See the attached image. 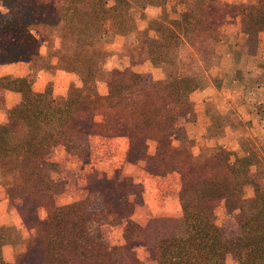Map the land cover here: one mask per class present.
Listing matches in <instances>:
<instances>
[{"label":"rangeland","instance_id":"1","mask_svg":"<svg viewBox=\"0 0 264 264\" xmlns=\"http://www.w3.org/2000/svg\"><path fill=\"white\" fill-rule=\"evenodd\" d=\"M254 1L130 0L131 26L110 15L91 44L80 31L89 0H0V147L1 123L28 106L26 91L42 94L54 115L11 132L27 143L33 127L32 142L46 149L35 159L38 184L17 155L0 151L4 259L43 264L37 245L51 212L79 202L106 264H156L161 240L187 236L185 180L222 178L224 159L213 157L221 148L264 160V30L255 34L239 11ZM187 11L185 22H170ZM253 193L247 185L245 196ZM215 215L228 236L238 232L222 200Z\"/></svg>","mask_w":264,"mask_h":264},{"label":"trees","instance_id":"2","mask_svg":"<svg viewBox=\"0 0 264 264\" xmlns=\"http://www.w3.org/2000/svg\"><path fill=\"white\" fill-rule=\"evenodd\" d=\"M129 1L113 0V4L108 5V0H89L90 9L84 12V21L80 25L81 34L86 35L85 40L91 44L92 41L99 40L101 28L110 15L117 18L115 23L118 25L128 23L131 26L133 22V17L130 15L132 3ZM146 1L150 3V0ZM188 10L192 11L189 7ZM239 11L241 21L252 25L255 34L264 30V0L241 4ZM188 16V11L183 12L180 18L170 22L179 25L182 21L188 20ZM193 18L190 17L191 22ZM115 23L113 25L118 26ZM90 27L96 34H85ZM165 28L166 31L171 30L169 26ZM71 61L74 59L71 58ZM74 69L70 68L73 71ZM113 85L115 84L112 82L111 87ZM25 93L26 96L30 95L27 96L28 106L20 108L17 115L14 113L16 109L10 108L8 113L13 116V119L11 122L1 123V159L10 157L11 154L17 155L20 163L18 169H22L23 173L24 169L32 170L31 174L34 177H30V180L35 179L38 184L41 178L35 159L41 156L46 149L32 142L33 127L32 130L25 131L29 134L27 143L15 142V137L11 135V132L14 131L15 134L17 124L21 120H28L32 125L36 124L40 117L50 121L54 115L50 111L49 104L43 102L45 98L42 94L27 91ZM110 93L106 96L107 98L112 95ZM143 94L150 93L137 94L135 97ZM135 97L131 94L128 100L137 105H144L143 100ZM73 109L74 107H70V115L74 114ZM140 109V116L143 115L142 121L150 126L153 122L151 116L146 113L143 106ZM29 114H32L33 120ZM175 117L176 115H173L171 119ZM166 120L170 121L167 118L164 122ZM165 127L167 131L170 126ZM250 154L251 152L247 151L240 156L232 150L221 148L220 152L215 153L213 157L220 156L224 159L222 168L226 173L222 178L212 175L185 180L179 191V197L180 201H185L184 203L182 201V205L186 207L184 220L187 236L161 240L158 251L160 255L155 257L156 264H264V209L260 202L264 198V176L261 178L256 173H252V165L256 162L249 158ZM256 166L258 171L264 173V160H258ZM247 185L253 187L254 193L251 197H246L244 194ZM24 188L23 186L22 189ZM221 200L224 210L227 213H234L237 220L238 232L231 236H228L224 228L216 221L215 203ZM84 217L85 212L81 209L79 202L62 205L51 212V216L46 221V230L44 234L42 233L37 245L43 264H106L102 253L104 240L91 234L84 224ZM0 264L14 263L0 255ZM122 264L143 263L137 261L131 263L126 260Z\"/></svg>","mask_w":264,"mask_h":264}]
</instances>
